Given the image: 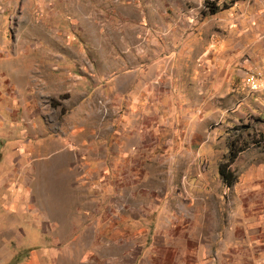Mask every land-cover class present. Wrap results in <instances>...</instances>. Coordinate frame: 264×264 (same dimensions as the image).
<instances>
[{
    "label": "rangeland",
    "instance_id": "1",
    "mask_svg": "<svg viewBox=\"0 0 264 264\" xmlns=\"http://www.w3.org/2000/svg\"><path fill=\"white\" fill-rule=\"evenodd\" d=\"M0 264H264V0H0Z\"/></svg>",
    "mask_w": 264,
    "mask_h": 264
},
{
    "label": "trees",
    "instance_id": "2",
    "mask_svg": "<svg viewBox=\"0 0 264 264\" xmlns=\"http://www.w3.org/2000/svg\"><path fill=\"white\" fill-rule=\"evenodd\" d=\"M230 1H235V0H230ZM212 12H215V7H213ZM236 155V152H230V157L234 158ZM230 158V160H231ZM218 174L220 175L221 179L226 182V184H230L233 181V174L232 172L228 169V166L226 164H220L218 166Z\"/></svg>",
    "mask_w": 264,
    "mask_h": 264
}]
</instances>
